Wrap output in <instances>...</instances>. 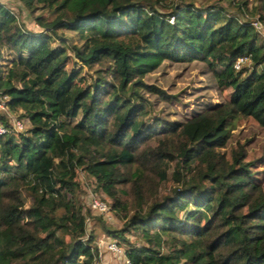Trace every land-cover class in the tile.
<instances>
[{"label":"trees","instance_id":"trees-1","mask_svg":"<svg viewBox=\"0 0 264 264\" xmlns=\"http://www.w3.org/2000/svg\"><path fill=\"white\" fill-rule=\"evenodd\" d=\"M18 1L52 17L36 16L34 32L0 4V102L29 125L0 115V264H98L88 217L130 264H264L261 182L242 145L226 150L236 122L264 130V37L252 25L264 26V0L251 11L226 0L235 13L221 0L166 11L157 0ZM58 29L75 37L71 55L52 45ZM243 58L248 69H235ZM163 62L203 63L227 98L183 120L148 116L145 94L175 98L143 80ZM78 172L120 228L81 204Z\"/></svg>","mask_w":264,"mask_h":264},{"label":"rangeland","instance_id":"rangeland-1","mask_svg":"<svg viewBox=\"0 0 264 264\" xmlns=\"http://www.w3.org/2000/svg\"><path fill=\"white\" fill-rule=\"evenodd\" d=\"M159 1L157 8L160 11H166V6L174 0H157ZM192 1L196 5H204L207 3H215L216 0H188ZM231 6L238 3L241 0H229ZM248 9L252 10L253 6L257 3L256 0H247ZM228 13H235V8L227 5L226 0L219 1ZM0 4L8 8L15 16L17 22L25 29L32 30L34 32L42 31L43 28L38 26L35 21L36 16H41L44 20H49L52 15L46 10L38 7L32 12L26 10L18 0H0ZM254 18H251L253 20ZM260 35L264 37V29L258 30ZM64 43L66 45L67 54L71 55L69 46L77 44L73 33L66 29L56 30V35H53V44L58 45ZM70 63V62H69ZM248 61L239 65L237 69H248ZM83 71L91 72V69ZM146 83L157 85L164 89L167 93L174 95L175 98L168 102L160 101L156 96L151 94H145V98L150 101L151 109L148 116L164 118L166 120H183L188 118L193 112L200 110L205 105H212L218 103L227 98L229 88H219L216 85L215 79L205 65L201 62L190 63H173L163 62L161 66L154 72L147 74L144 79ZM2 98H0L1 101ZM20 112L13 113L8 111L2 102H0V115L4 118L7 124L11 127L16 126V122L21 124L23 131L28 128V122L25 119L19 120L18 115ZM229 138L226 150H230L232 147L242 145L245 151L244 161L250 164V170L254 173V177L261 182L262 190L264 192V130L257 127V125L250 120H240L234 124ZM150 147L164 149V142H160L157 139H153L149 143ZM78 187L74 189L75 195L78 196L80 202L85 207H88L92 199H99L104 203L109 204L106 196L95 190L94 183L88 179L83 173L78 172L77 175ZM170 188V184H163L161 191H167ZM20 196L25 204L30 202L29 196L24 192H20ZM108 206V205H107ZM91 215L99 216L104 221L105 225L110 228H120L121 220L113 212L98 214L95 211H91ZM88 217L86 222L85 231L88 232L93 226L96 233V245H97V263L98 264H122L124 256L125 246L124 244L117 243L121 253H112L106 250L109 241H116V238L106 237L97 221L91 220ZM195 221V220H192ZM130 240L133 238L129 234H126ZM135 245H139L140 241H133Z\"/></svg>","mask_w":264,"mask_h":264},{"label":"built area","instance_id":"built-area-1","mask_svg":"<svg viewBox=\"0 0 264 264\" xmlns=\"http://www.w3.org/2000/svg\"><path fill=\"white\" fill-rule=\"evenodd\" d=\"M252 25L256 29H264V26L258 23L257 21H253ZM245 61H246L245 58L239 59L238 61L234 63L233 67L237 69L239 65L243 64ZM15 124L16 126L12 125V129L19 131V129H21V124L19 122H16ZM1 133H4V129L0 126V134ZM88 206L91 209V211H95L98 214L104 213L108 210L106 203H104L103 201L99 199H95V198L90 201ZM109 242L110 243L108 244L106 248L107 251L112 252L114 254L121 253V250L119 249L115 241H109ZM122 264H130V262L126 258H123Z\"/></svg>","mask_w":264,"mask_h":264}]
</instances>
